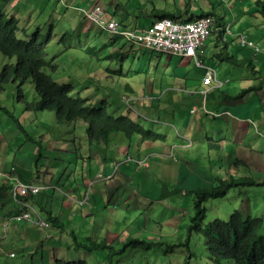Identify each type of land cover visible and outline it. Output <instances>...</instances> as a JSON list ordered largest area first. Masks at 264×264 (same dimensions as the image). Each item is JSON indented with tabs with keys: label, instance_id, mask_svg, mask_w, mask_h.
Masks as SVG:
<instances>
[{
	"label": "rangeland",
	"instance_id": "1",
	"mask_svg": "<svg viewBox=\"0 0 264 264\" xmlns=\"http://www.w3.org/2000/svg\"><path fill=\"white\" fill-rule=\"evenodd\" d=\"M7 1L9 0L0 1V13L4 12L6 14L11 11V9H6V12L3 9L6 7L5 2ZM13 1L15 2V0ZM187 1L189 4H193L194 7L191 6V11L189 13L186 12L187 16L181 18L182 20L179 24L195 22L199 18L196 14L200 7V2L202 1V4L206 3V0ZM236 1L238 0H213L216 14H221V16H217L218 19L224 21L225 19L222 15L227 11L229 14L228 19L232 20L230 22L218 23L213 13L205 15V17L210 16L213 19L212 25L209 28V35L206 38H201V42L197 44V53L187 57L193 62L188 60L185 63V71H200V81L196 84V87H191L190 90L185 89L184 91H179L170 90L164 86V93L157 96L159 99L153 96H143L140 98L141 100L147 101L149 105H142V103H139L141 101H136V99L128 94L123 95L121 90L124 89H122L120 84H126L127 81L132 83L138 80L145 81L146 79L153 81L155 80L154 71L149 74H139L136 72L128 74L127 72L122 77H119V75L117 79L120 80L116 79V82L113 81L117 76L116 74L107 73L105 78L103 74L104 66L116 69L121 63L106 57L110 53L109 49H105L102 52L100 46L104 43L102 37L110 36V31H108V28L100 29L101 26L92 20L89 11L93 9L95 4H100L102 6L103 20H116L125 30H137L142 36L141 43L145 45L146 40L144 38L146 36L143 31L150 29L152 24L148 27H139L140 20H137L134 14L125 18L122 13L125 12L128 6H135L136 3H140V7L145 8L149 5L150 0H84L78 10L85 17L77 15V18H69L65 12H62L61 15L55 14L53 13V8L56 1L41 0L38 8H35L33 11L38 12L40 8H42V11L35 14V20L32 22L24 21V19L19 20L15 15H10L18 19L19 27L20 24L22 27L30 25L26 30L20 28L18 35L21 38L28 39L36 32L40 36L45 37L53 27L56 28L52 39L46 47V58L48 60L54 59V63L58 65V69L55 72L49 69L46 70L51 74L53 79L60 83H72L74 86V95L85 99L87 105L99 106L102 101H107V108L110 112L128 115L137 120L141 125L164 133L167 135V139L164 142L142 141L140 139H134L135 136H125L122 132H113L110 136L111 141L116 140L117 144L114 143L113 147L108 148L109 153L115 152L121 154L124 152L123 147L125 146L126 148L129 145V152L133 154L137 150V146H142L143 143L155 145L157 142L165 146L162 149L159 148L158 151H152L148 160H140L144 165L139 166V168L135 167V165H138L140 158L130 156L134 158L131 159L127 155V158H124L127 162L122 163L118 168L115 167L112 175L106 174L108 168L104 166L101 170L97 168L98 163L101 161V153H98L96 156L95 151L98 150L96 148L98 145H94L95 148L92 149L94 155L91 153L84 156V159L88 160L93 156L91 159L94 171H89L100 174L104 178L114 176L110 180V185L114 191H120V193L111 194L108 198L105 197V201H122L125 202L126 207L124 209L119 207V209L112 210V208L118 207L114 205L104 208V204L100 200L101 196L106 193H96V189L100 185L98 183L100 178L96 177L93 182L89 179L84 184V182L82 183V178L79 177V182L85 187L88 186V191L85 192L92 191L94 199H97L101 203L100 207L104 208L100 211L98 223L92 227L83 228L80 226L76 229V232L68 233V240H63L62 243H64V246L59 248V243L56 238H50L46 242L45 234L40 233L45 229L51 233L53 231L59 232L57 229H54L55 227L48 229V226L42 227L39 223L37 226L41 230L32 231L33 236L27 235L23 237L20 229L23 230L25 226H30V230L37 228L36 226L27 225L30 220H33L34 214L25 208L20 213L27 214V217L30 218L29 221H19V213L12 218L15 221H19L17 227L15 224L11 225L9 229L6 226H2V232L7 230L9 235L5 236L2 233L0 234V264H57V259H64V262L67 260H87L88 264H184L189 250L193 252L189 261L190 264H215L204 250V237L196 233L189 235L188 227L195 213V195L190 192L187 195L185 192L193 190L198 186L214 185L213 178L217 176L218 178L226 179L232 175H243L254 179L258 184L232 188L224 196L210 197L207 199L202 205L207 209L204 223L211 222L216 218L227 220L236 209L242 210L244 217L259 216L264 219V163H262L261 158H258L259 155L253 154V152L251 153L249 151L250 149L245 150L246 154L241 152L240 156L237 154L233 156L234 148L230 146L231 143L229 141L232 137L222 142L225 140L223 137L226 134L227 125L221 119L215 118L216 116H222L224 113L222 111H225V109H230V114L237 115L241 118V121L249 120V117L256 120L257 127H252L249 130V134H253V140H246V143L255 147V149L251 148L253 151H258L256 148L264 150V139L260 138L262 136L255 134L256 131L264 133V116L263 119L259 120L260 116L256 110L257 105L263 108L264 93L252 96V93H257L261 89L264 91V65L261 66L262 58H259L260 54L264 52V49L258 52L256 46V40L264 45V36L262 37L259 33L256 34L254 31H251L252 29L249 27L250 23L248 22L245 26L243 19H237L234 24L233 13L231 11ZM178 2L183 4L185 0H178ZM164 3L165 5L162 7L166 6L169 0ZM115 5L116 8L118 7L117 13L119 14L114 16L109 11L115 9ZM210 5L213 7V4ZM245 5H247V2L239 5L236 9L240 10ZM109 6L111 8L108 11L106 7ZM27 7L28 5H25V8ZM48 14H50V22H45ZM194 16L196 17L195 20L193 19ZM118 17L125 22L119 20ZM163 18H169L176 23L179 19L176 16ZM142 21V25L149 23V19ZM258 21L264 22L261 16H259ZM89 23H91L90 29ZM81 27L85 31H79ZM239 27H243L244 29L236 35ZM215 30H219L223 36V41L227 40L228 42V38L236 37L235 44H239L244 49L250 51L251 55L248 58L254 55V59H251L252 65H241L248 73V78L242 79L240 82L242 87L240 85L237 88L239 83L237 79L239 78L235 75L229 78L231 84L230 81H220L217 76L209 84H205V67L195 66L197 61L201 59V61H205L206 67H212L218 73L227 66L225 70H228L230 67L236 68V65L227 60H222V56L226 54L230 55L232 52L235 53V49L231 47L229 50L224 44L225 42L218 40L213 35V31ZM262 33L264 35V31ZM67 35H69L68 39H66ZM211 35L213 36L211 37ZM227 36L228 38L226 39ZM128 43L131 44L133 42L129 41ZM235 44L234 46H236ZM88 46L93 47L94 57L88 53L91 50ZM206 47L208 48L207 54H205ZM150 49L155 50L154 48ZM135 50L137 52L141 51L138 46ZM142 50L152 53V50L145 49L144 47H142ZM104 52L105 54H103ZM101 53L104 56L103 59H97L96 57H100ZM175 56H178V54H175ZM175 59L179 61V58ZM0 62L3 64L12 63L14 60L0 53ZM129 68L133 70L131 66L125 68V70ZM157 73V77L161 79L160 72L158 71ZM232 78L234 79L233 81ZM224 83L230 85L226 87ZM168 85L171 84L168 83ZM201 89H208L209 92H201ZM22 90L24 97H20L21 93L17 89V83L9 82L4 84L3 90L0 91V131H4L5 135L8 133V135L14 136L19 132L21 135L18 138L26 140L28 137L20 131L21 127L19 124L27 130L36 131L40 127L39 123L42 119L45 120L47 125L51 122L55 126L57 124H67V122H56V113L54 110L39 112L27 109L29 103L38 99L34 85L29 79L23 84ZM212 91L219 92L220 95L216 98V95H211ZM223 93L227 94L228 97H225ZM237 95H241V97L237 98ZM9 112H12L18 119L16 120L11 117ZM200 126L202 128L197 133ZM86 127L87 124L83 119L74 120L72 123V128H75L78 139L83 140V149L87 148L84 140H90L87 137ZM46 129L49 133L51 132L49 128ZM51 134V139H55L56 132L52 131ZM61 137L63 140L58 141L62 145V148L54 140L35 138L33 140H27L34 146V155L31 153L33 151L25 148L21 141L19 146L15 145V150H12L11 155H14L18 151V161H28L31 165L33 164V168L35 164L38 169L36 173L42 178L50 180V174L45 175L47 172L46 167L41 168L39 163L43 162V164L47 165L50 160H53V163L58 162L62 168L68 166L70 163L74 164L73 168H75L77 167L75 165L77 160L79 161V165H82V159L76 158L75 153H72L74 148L66 140V135L64 134ZM136 138L138 137L136 136ZM133 140L138 141L133 142ZM92 142L97 143L94 140ZM185 142L187 143L182 147L181 144ZM242 146L245 148V144H242ZM140 155L145 156L146 150L141 151ZM116 160L122 162L123 158ZM3 161L4 158L1 157L0 164ZM128 162L135 163L134 168L131 170L133 174L123 169V165ZM231 162L232 166L230 164ZM253 162L254 169L252 170ZM20 165L22 166V164ZM1 166L4 168L3 165H0V169L2 168ZM147 167L150 168L147 169ZM13 170L6 171L2 169L0 170V175L7 176ZM93 172H88V175H92ZM75 173H78V171L75 170ZM135 173L137 175H134ZM70 176L71 174L69 172L61 173L56 177L59 180L55 184H58L60 179L63 180ZM134 176H136V180L131 185L135 187L136 191L129 194L128 189L131 188L130 183ZM121 178H125L128 182L122 184ZM101 182L102 184L107 183L105 179ZM176 186L180 187L183 191L166 193L168 190H173ZM106 188L103 189L105 190ZM144 195L149 197V199H145ZM45 196L47 195L43 194L41 198ZM134 202L143 208H135ZM8 214L10 215L9 212ZM148 215L152 217V220L147 218ZM107 231L114 234H111L108 238ZM128 236L152 240L154 244L147 250L128 248L122 254L119 251L115 252L113 249L119 248L122 243H125ZM184 237L189 238V248L185 245H180L171 250L166 249L168 244L185 242L183 241ZM103 239H108V242H113L115 246L111 248H86V245L91 244L92 240L101 241ZM55 246L57 247L54 249ZM6 252L7 255H4ZM219 264H233V262L231 259H225Z\"/></svg>",
	"mask_w": 264,
	"mask_h": 264
},
{
	"label": "crops",
	"instance_id": "2",
	"mask_svg": "<svg viewBox=\"0 0 264 264\" xmlns=\"http://www.w3.org/2000/svg\"><path fill=\"white\" fill-rule=\"evenodd\" d=\"M0 1L3 2L4 0H0ZM40 1L41 0H15L14 2L13 0H9L5 2L6 7L3 9L6 12H7L6 9H11V11L7 13L9 15H15L17 18H19V20L24 19V21L32 22L33 20H35V14L42 11V8H40V11L38 12L33 11L35 8H38ZM50 1H56V4L53 8V13L55 14L61 15L62 12H65V14H67V17L69 18H77V15H81L78 8H80L84 0L83 1H80V0H50ZM165 1L168 2V0H150L149 5H147L145 8L140 7V3H136L135 6H132V7L128 6V8L122 14L125 16V18H128L131 14H134L137 20H140V23L138 25L139 27L140 26L148 27L149 25H151L153 21L158 19V16H160V14L162 13H168L170 14V16H176L181 19L187 16L186 12L189 13V11H191L190 10L191 6L194 7V5L189 4L187 0H185L186 4L185 3L181 4L180 2H178V0H169V3H167L166 6L162 7L163 5H165L164 3ZM201 2L199 4L200 7L197 10V14L201 13L202 11H209L215 15L218 23L232 21L228 19L229 14L227 13V11H225L224 15H222V17L225 19L224 21H221L218 19L217 16L219 15L221 16V14H218V13L216 14V11H215L216 8L214 7L215 3L213 2V0H206V3L204 4H202ZM245 2H247V5L242 7V9L240 10L236 9L239 5L244 4ZM21 3H24V4H21ZM210 4H213V7ZM25 5H28V7L25 8ZM8 6H10L11 8L10 7L7 8ZM106 8L109 11L111 7L109 6ZM117 8L115 5V9H111V11L109 12L114 14L115 16L119 14L117 13ZM259 8L260 7L258 6V0H238L236 1L231 11L233 13L234 24L236 23L237 19L239 20L243 19L245 22V26L249 22L250 23L249 27L252 29L250 30L254 31L256 34L259 33L263 37L264 35L262 31H264V22L258 21V18L259 16H261L263 20L264 18L259 12ZM112 10L113 11L115 10V12L113 13ZM238 15L240 16L238 17ZM47 16L48 18L45 19V22H50L49 20L50 14H48ZM82 17H85V16L83 15ZM118 18L121 21L123 20L120 17ZM141 19L142 20L149 19V23H145L144 25H142L141 22L143 21ZM194 19H196V17ZM90 24L91 23H89V29L91 28ZM29 26L30 25H27L26 27H22V25L20 24L19 28L26 30L29 28ZM243 29H244L243 27H239L238 31H236V35H238V33ZM55 30L56 28L54 27V31ZM79 31H85V30H83V27H81ZM213 33L212 34L215 35L218 38V40L225 42L224 44L229 50L231 49V47L235 49V53L232 52L230 55L236 56L237 58L243 59V60H245L249 55H251L248 49H244V47H242L241 45L235 44L236 37L228 38L227 36L226 37V39L228 38V42H227V40L226 41L222 40L223 36L220 34L219 30L218 31L215 30L213 31ZM213 35H211V37ZM102 39L104 42L103 45H100L102 48V52L105 49H109L110 53H108L106 57L111 58L113 60H117L121 63L120 66L116 69H112L110 67L104 66L103 74L105 75V78H106L107 73H111L113 75L116 74L117 76L113 80L116 82V79L119 75H120L119 77H122V75L127 72L128 74L129 73L131 74V72H136L139 74L140 73L149 74L152 71H154L155 80L153 81L146 79L145 81L138 80L134 83L127 81L126 84L123 83L124 86L120 84L122 86V89H124V90H121L123 95L128 94L132 96L134 99H136V101L138 100L141 101L139 103H142V105H149V104L147 103V101L141 100L140 99L141 97L153 96L159 99V97L157 96H160L162 95V93H164L163 92L164 86H166V88H169L170 90L184 91L185 89L190 90L191 87L193 88L196 87V84L200 81V71L198 72H191L187 70L185 71L186 61L190 60L191 62H193L190 58L157 52L153 49H150L148 46L146 47L142 43L140 44L131 43L130 44L124 39L112 34L111 32H110V36L102 37ZM253 39L256 40V38L254 37ZM229 42H231V44H229ZM256 42L261 47V49H264V45L262 43L260 44L257 40ZM234 44L236 46H234ZM137 46L140 47L141 51L137 52V50H135ZM142 47H144L145 49L152 50L151 51L152 53L143 51ZM207 49L208 48L206 47L205 54H207ZM103 54H105V52ZM103 54L101 53V56L100 57L97 56L96 58L103 59L104 57ZM175 58H179V61ZM251 58L254 59V55H252ZM259 58H262L261 66H263L264 65V52L260 54ZM130 66L133 67V70L131 68H129L128 70H125V68L130 67ZM195 66H198L197 63L195 64ZM226 68H224L220 73L217 72V78L220 81L222 80H225L224 82L230 81V84H231V80H229V78L230 76L235 75L239 78L237 79V81L239 82L237 85V88H239L241 85L240 84L241 80L248 78L247 71L241 65H238V66L236 65V68L230 67L228 69L229 71L225 70ZM158 71L160 72V75H161L160 77H162L161 79L157 77ZM117 80H120V79H117ZM159 80L160 82H158ZM233 80L234 79L232 78V81ZM168 83H170L171 85H168ZM225 84L226 83H224V85ZM230 84H226V87H228V85ZM263 93L264 91L261 89L257 93L255 92L252 93V96L263 94ZM211 95H214V96L216 95V98H217L220 95V93L212 91ZM223 95L225 97H228V95L225 93H223ZM149 101H152V100H149ZM256 110H257V114H259L260 116L259 120L263 119L264 105H263V108L257 105ZM222 112H224L222 116L221 115L216 116L215 118L221 119L227 125L226 134L223 137L225 138V140H223L222 142H225L230 137H232V139H229V141L231 143L230 146L234 148L233 156L234 154H237L240 156L241 152L246 154L245 150L250 149L249 151L251 153L253 152V154H258L259 155L258 158L259 159L261 158L262 163H264V150H260L256 148L258 151H253L251 148L255 149V147H253V145L246 143V140H251V139L253 140V134H249L250 132L249 130L252 127H257V123H256L257 121L253 120L250 117L248 118L249 120L241 121V118H239L237 115L230 114L231 113L230 109H225V111H222ZM72 123L73 121L67 122V124H57V126H55L51 122L49 125H47L45 120L42 119L39 123L40 127L36 131L27 130L24 126H22V128L25 131H22L21 129L20 131L25 133V136H27L28 134L32 138L31 139L30 137L27 136L28 138L26 140L18 138L21 135L19 132H17V134H15L14 136H10L8 135V133L5 135L4 131H0V160H1V157L4 158L3 163L0 164V165H3L4 168L1 166L2 168L0 170L4 169L6 171H11L12 169H17L19 170L20 175L23 177L19 179L21 180L19 182H26L34 186L40 187L39 192H37V194L22 196L23 200L21 202L15 203L11 196L9 198H6L5 201L0 199V234L2 233L5 236L9 235L7 230L2 232V226H6L9 229V227L13 224H15L17 227V223H19V221H29V220L21 219L19 217H18L19 221H15V219H12V218L15 215L19 214L21 211H23L25 208H27V205H33V203L35 202V205L37 209L39 210L41 217L47 220L50 225H51V222L48 220L50 212H52L53 215H57L59 219L64 222L65 224L64 228H61V227L54 228V229H57L59 232L53 231L51 233L47 229L40 232V233L45 234L44 236H45L46 242L50 238L51 239L56 238V240H58L57 242L59 243V248H62L64 246V243L62 242L63 240H68L67 234L70 233L71 230L76 232V229H78L80 226H82L83 228L95 226L98 223L100 211L104 209L105 207L114 206V205L118 206L117 208H112V210L119 209V207L121 209H124L126 207L125 202H122V201H105V197L108 198L111 194L120 193V191H116V190L114 191L112 186L110 185V180L114 178V176H111L110 178H104L100 176V174H96L93 172L94 166H93V162L91 159L93 156L89 160L84 159V156L91 154V153L93 154L92 149L95 148L94 145H98L96 147L98 150L95 151L96 156L98 155V153H101L100 154L101 161L98 163L97 168L99 170H101L103 166L108 168V172H106V174L108 175L109 174L112 175V171L114 170V168L117 167V165L121 164V162H118L116 159L121 160V158H125L126 155H128L129 157L135 156L136 158H149L152 151L154 150L158 151L159 148L162 149L165 146V145H160L157 142L155 145L143 143L142 146H137V150L133 154H131L129 152V149H128L129 145H128L126 148L125 146L123 147L124 148L123 153L119 154V153L114 152L115 153L114 155V153L108 152V148L113 147L114 143L117 144L116 140H113L114 142L110 140L107 143H100V142L93 143L90 140H84V144L87 145V148L83 149L82 148L83 140L78 139L75 128H72ZM46 128H49L51 132L49 133ZM201 128L202 127L200 126L199 129L197 130V133L200 132ZM52 131L56 132L55 139H51ZM64 134L66 135V140H68L74 148L72 153H75L76 158L82 159V165L80 166L79 161L76 160L75 165L77 167L73 168L74 164L72 163L64 167L65 171L63 173L69 172L71 176L63 180L60 179L58 184H55V182L59 180L56 177L61 174V170L63 169L62 167H60L58 162L53 163V160H50L47 163V165L43 164V162L40 163L42 167H46L47 169V172L45 173V175L50 174L51 179L47 180L45 178H42L39 174L36 173L38 169L35 164H34V168H35L34 169L33 164L31 165L28 161L27 162L18 161V157H17L19 153L18 151H16L14 155H11L12 150H15L14 149L15 145L17 146L20 145V141L24 145L25 148L29 149L30 151H33L31 153L32 155H34L35 153L33 150L34 146L32 143H29L27 140H33L35 138L54 140V142L57 143V145L62 148V145L59 143L58 140H63L61 136ZM255 134L258 136L259 135L262 136L260 138L264 139V133L256 131ZM134 139H138V138L135 137ZM138 140H133V142H136ZM186 143L187 142L182 143L181 146L184 147V144ZM242 144H245V148H243ZM143 150H146L145 156L140 155V152ZM122 154H125V155H122ZM20 164H22V166ZM230 164L232 166V162ZM134 165H135L134 162H128L125 165H123V169H126L128 173H131V170L134 168L133 167ZM135 167L139 168L138 165L137 166L135 165ZM140 168H143V167H140ZM251 169L252 170L254 169V162L252 163ZM75 170H77L78 173H75ZM89 170H93V171H89ZM88 172H93V174L88 175ZM10 175H12L13 179L15 180L14 173H11ZM134 175H137V174L135 173ZM79 177L82 178V183L84 182V184L87 183L89 179L94 180L96 177L100 178L99 179L100 181L98 182L100 185L97 188L98 190L96 189V193L98 192L106 193L101 196V200H100L104 204V208L100 207L101 203H99L97 199L91 198L92 191L89 193L85 192V191H88V186L87 187L83 186V184L79 182ZM103 179L106 180L107 182L106 184H102L101 181ZM0 180H5V178L0 175ZM25 180H27L28 182ZM120 180L122 184L127 182L125 178H121ZM132 182L134 183V181H131L130 185L132 184ZM103 188H106V189L104 190ZM134 191H136L135 187L131 185V188L128 189L129 194L134 193ZM87 193L89 194L88 201L86 200V197H82V194L86 195ZM43 194H46L47 196H45L44 198H41ZM134 206L135 208H139V207L143 208L142 206L137 205L136 202H134ZM8 212L10 213V215L8 214ZM18 216H20V214ZM96 218H97V222H96ZM76 221L78 222L77 224H76ZM71 224H76V225H71ZM27 225L36 226L37 228L30 230L31 229L30 226H25V228L21 230L18 227L23 237L27 235L33 236L32 231L41 230V228L37 226L38 224L33 222L32 220H30L27 223ZM53 227L54 226L51 225L48 229L53 228ZM65 234L66 236H64ZM111 234H114V233L107 231L108 238ZM56 247L57 246H55L54 249ZM4 255H7V252Z\"/></svg>",
	"mask_w": 264,
	"mask_h": 264
},
{
	"label": "trees",
	"instance_id": "3",
	"mask_svg": "<svg viewBox=\"0 0 264 264\" xmlns=\"http://www.w3.org/2000/svg\"><path fill=\"white\" fill-rule=\"evenodd\" d=\"M258 6L260 7L259 12L264 18V0H258ZM208 14H212V12L202 11L196 16ZM163 17L172 16L168 13H162L158 16V19ZM18 23V19L15 16H10L4 12L0 13V53L14 60L12 63L3 64L0 62V91L3 90L4 84L13 82L17 83V89L21 93L20 97H24L22 86L29 79L34 85L38 99L29 103L27 109L39 112L54 110L57 123L83 119L87 124V136L92 141L107 143L111 140L110 136L113 132H122L125 136H137L142 141H166L167 135L164 133L145 127L128 115L110 112L107 108V101H102L99 106L87 105L85 99L74 95L72 83H60L53 79L46 70L49 69L55 72L58 69V65L46 58V47L53 37L54 27L45 37L40 36L36 32L30 38L25 39L18 35L20 30ZM68 37L67 35L66 39ZM89 48L91 50L88 53L94 56L93 47ZM221 58L237 66L242 64L252 65L251 59H253L247 57L243 60L229 54ZM239 97L241 95H237V98ZM9 115L16 120L18 119L12 112H9ZM19 126L22 131H25L20 124ZM27 136L30 137L28 134ZM126 156L125 158H127ZM139 160L144 161L148 160V158H140ZM142 165L144 164L138 161V166ZM64 171L65 168L61 170V173ZM12 173L15 175V180L10 174L4 176L5 180H0V199L5 201L6 198L11 196L15 203L21 202L23 198L18 191V186L19 179L23 177L17 169H14ZM135 180L136 176L133 177L132 181ZM213 183L214 185L211 186H198L185 192L187 195L189 192L195 195V213L188 227L189 235L196 233L204 237V250L215 264H219L225 259H231L233 264H264V219L262 217H244L242 210L236 209L227 220L216 218L211 222L204 223L207 209L202 206L210 197L224 196L232 188L255 185L258 184L257 181L248 176L232 175L226 179L221 177L213 178ZM23 187L28 188L31 186ZM178 191L181 192L183 190L176 186L173 190H168L166 193H176ZM144 197L149 199L146 195ZM91 198L94 199L92 195ZM35 208V202L33 205H27V209L31 212ZM147 218L152 220L150 215ZM48 220L54 227H65L64 222L57 215H53L52 212H50ZM71 232L74 231L71 230ZM126 239L125 243L113 250L122 254L128 248L147 250L154 244L152 240L134 236H128ZM183 241L185 242L168 244L166 249L171 250L180 245H185L189 248V238L184 237ZM113 246H115L113 242L103 239L101 241L92 240L91 244L86 245V248H111ZM192 255L193 252L189 250L184 264H190L189 261ZM57 264H88V262L87 260H67L64 262V259H57Z\"/></svg>",
	"mask_w": 264,
	"mask_h": 264
},
{
	"label": "built area",
	"instance_id": "4",
	"mask_svg": "<svg viewBox=\"0 0 264 264\" xmlns=\"http://www.w3.org/2000/svg\"><path fill=\"white\" fill-rule=\"evenodd\" d=\"M92 20L99 24L101 28H108L112 34L129 42L140 44L142 36L137 30H125L118 21H105L102 18V10L100 4H95L93 9L89 11ZM156 23L150 29L144 30L145 46L156 49L161 53L178 54V56L189 57L197 53V44L201 42V38L209 35V28L212 25V17H200L195 22L187 24H178L169 18H162L155 21ZM184 31L185 35L180 33ZM257 51L262 49L257 44ZM198 66L206 69L204 77L205 84H209L216 78L217 71L212 67H206L205 62L197 61ZM201 92H209L208 89H201ZM42 227L48 226V223L41 222Z\"/></svg>",
	"mask_w": 264,
	"mask_h": 264
},
{
	"label": "bare ground",
	"instance_id": "5",
	"mask_svg": "<svg viewBox=\"0 0 264 264\" xmlns=\"http://www.w3.org/2000/svg\"><path fill=\"white\" fill-rule=\"evenodd\" d=\"M101 8H102V6H100ZM200 18V17H199ZM158 20V19H157ZM182 19H178V21H177V23L179 24V22L181 21ZM195 20V19H194ZM197 20V19H196ZM156 21V20H155ZM155 21H153L151 24L152 25H154L156 22ZM151 25V26H152ZM147 30V29H146ZM140 33V32H139ZM180 33H182L183 35H185V32L184 31H180ZM252 44V43H251ZM147 47V46H146ZM149 48H151V47H149ZM252 48H254V47H252ZM156 50V49H155ZM201 57V56H200ZM201 60V59H200ZM51 61H53L54 62V59H52ZM203 62V61H202ZM198 65V64H197ZM129 158H131V159H134V158H132V157H129ZM140 161V160H139ZM124 162H127L126 160H124L123 159V161L121 162V164L122 163H124ZM120 164V165H121ZM120 165H117V168L120 166ZM21 181V180H20ZM91 181V180H90ZM92 182H93V180H92ZM23 186H31V187H28V188H24ZM39 189H40V187L39 186H34V185H32V184H29V183H26V182H19V186H18V191H19V193L21 194V196H28V195H31V194H37V192H39ZM90 192V191H89ZM88 192V193H89ZM82 194V197H86V200H89V194ZM85 195V196H84ZM78 198V197H77ZM82 204V203H81ZM19 218H21V219H25V220H30V218L29 217H27V214H24V213H20V216H18ZM33 222H35V223H37V224H39V223H41V222H46V223H48L49 224V222L47 221V220H45V219H43L41 216H39V217H33V220H32Z\"/></svg>",
	"mask_w": 264,
	"mask_h": 264
},
{
	"label": "clouds",
	"instance_id": "6",
	"mask_svg": "<svg viewBox=\"0 0 264 264\" xmlns=\"http://www.w3.org/2000/svg\"><path fill=\"white\" fill-rule=\"evenodd\" d=\"M4 176H6V175H4ZM3 176V177H4ZM33 212V214H34V217H39V216H41V214H40V212H39V210L37 209V207L34 209V211H32ZM48 227H50V224H48Z\"/></svg>",
	"mask_w": 264,
	"mask_h": 264
}]
</instances>
